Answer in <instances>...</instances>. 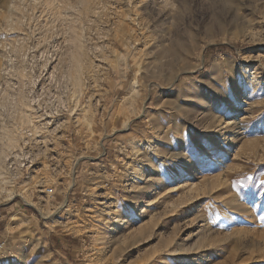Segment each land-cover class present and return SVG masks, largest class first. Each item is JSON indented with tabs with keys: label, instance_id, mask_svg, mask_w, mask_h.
<instances>
[{
	"label": "rangeland",
	"instance_id": "374dc122",
	"mask_svg": "<svg viewBox=\"0 0 264 264\" xmlns=\"http://www.w3.org/2000/svg\"><path fill=\"white\" fill-rule=\"evenodd\" d=\"M0 247L264 264V0H0Z\"/></svg>",
	"mask_w": 264,
	"mask_h": 264
},
{
	"label": "built area",
	"instance_id": "2783aa9c",
	"mask_svg": "<svg viewBox=\"0 0 264 264\" xmlns=\"http://www.w3.org/2000/svg\"><path fill=\"white\" fill-rule=\"evenodd\" d=\"M45 193L46 194H51L52 193V190L51 189H45ZM1 248V247H0Z\"/></svg>",
	"mask_w": 264,
	"mask_h": 264
},
{
	"label": "bare ground",
	"instance_id": "6f19581e",
	"mask_svg": "<svg viewBox=\"0 0 264 264\" xmlns=\"http://www.w3.org/2000/svg\"><path fill=\"white\" fill-rule=\"evenodd\" d=\"M231 1V0H230Z\"/></svg>",
	"mask_w": 264,
	"mask_h": 264
}]
</instances>
